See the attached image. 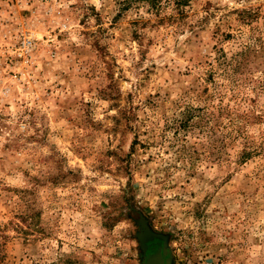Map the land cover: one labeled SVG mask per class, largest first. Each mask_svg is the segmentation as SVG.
Listing matches in <instances>:
<instances>
[{
  "label": "rangeland",
  "instance_id": "rangeland-1",
  "mask_svg": "<svg viewBox=\"0 0 264 264\" xmlns=\"http://www.w3.org/2000/svg\"><path fill=\"white\" fill-rule=\"evenodd\" d=\"M154 1L0 0V264H264V0Z\"/></svg>",
  "mask_w": 264,
  "mask_h": 264
},
{
  "label": "water",
  "instance_id": "water-1",
  "mask_svg": "<svg viewBox=\"0 0 264 264\" xmlns=\"http://www.w3.org/2000/svg\"><path fill=\"white\" fill-rule=\"evenodd\" d=\"M141 248L143 250L144 264H169V253L165 249V239L161 235L154 234L145 226H141V234L139 235ZM155 242V249H150V243Z\"/></svg>",
  "mask_w": 264,
  "mask_h": 264
},
{
  "label": "trees",
  "instance_id": "trees-1",
  "mask_svg": "<svg viewBox=\"0 0 264 264\" xmlns=\"http://www.w3.org/2000/svg\"><path fill=\"white\" fill-rule=\"evenodd\" d=\"M151 1V0H150ZM154 2H157V0H155Z\"/></svg>",
  "mask_w": 264,
  "mask_h": 264
}]
</instances>
